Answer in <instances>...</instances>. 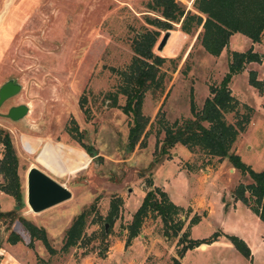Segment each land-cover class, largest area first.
<instances>
[{
  "label": "rangeland",
  "instance_id": "1",
  "mask_svg": "<svg viewBox=\"0 0 264 264\" xmlns=\"http://www.w3.org/2000/svg\"><path fill=\"white\" fill-rule=\"evenodd\" d=\"M148 1L0 0V86L8 79L21 85L0 106V137L9 134L23 192L15 219L0 216V264H173L181 247L179 235L166 237L160 217L154 214L145 217L139 234L125 245L127 227L148 190L147 181L159 186L183 170L191 186L205 177L216 180L224 195L228 188L232 193L239 183L251 181L226 158L209 157L197 148L193 152L175 144L167 154L160 152L163 127L192 118L191 99L200 109L210 95L209 87L218 86L228 71L231 51L251 46L241 33L232 34L228 46L213 56L196 40L200 28L186 34L174 23L160 31L153 51L164 58L158 73L163 77L159 86L152 85L144 93L140 112L149 122L138 142L129 146L133 116L122 111L126 97L120 93L124 84L120 73L132 60L136 34L154 28L148 20L158 12L146 7ZM175 1L194 11L193 0ZM166 31L169 35L159 49ZM257 47L256 52L264 53V36ZM263 59L246 64L232 77L229 88L236 104L224 115L228 123L243 127L232 150L256 171L264 169V93L249 84L248 74L255 70L264 80L259 76L264 75ZM22 103L28 105L23 118L14 121L4 115ZM83 145L95 155H89ZM3 149L0 142V158ZM32 166L67 187L71 197L40 212L31 211L26 174ZM118 198L122 202L117 217L105 220ZM14 205L13 197L0 191V213ZM85 209L90 214L82 237L64 250L66 229ZM20 217L45 229L53 252L31 239ZM187 223L188 219L184 227ZM216 230L211 220L203 219L190 229V237L204 239ZM10 233L18 234L20 241L9 242ZM197 247L179 260L223 264L213 249L204 252L206 246Z\"/></svg>",
  "mask_w": 264,
  "mask_h": 264
},
{
  "label": "trees",
  "instance_id": "2",
  "mask_svg": "<svg viewBox=\"0 0 264 264\" xmlns=\"http://www.w3.org/2000/svg\"><path fill=\"white\" fill-rule=\"evenodd\" d=\"M192 5L194 11L185 9L175 0H150L146 4L148 9L158 12V16L148 20V24L154 28L136 34L131 43L132 60L127 69L120 73L124 76L120 93L126 97L122 111L133 116L128 132L130 147L138 142L149 122V119L140 112L144 93L152 85L159 86L163 77L161 73H158L164 58L153 51L161 30L172 28L174 23H178L180 30L186 34L200 28L196 40L207 53L213 56L220 55L228 46L229 38L234 33L247 36L253 43L261 42L263 39L264 0H193ZM263 58L264 53H258L252 47L245 51H231L228 71L218 86L209 87L210 95L205 98L202 107L197 109L194 100L191 99L190 110L193 117L181 123L175 121L163 127L164 137L160 152L165 155L175 144H181L189 151L195 152L197 148L209 157H216L219 160L226 158L233 168L251 179L248 183H239L235 186L232 191L234 199L247 205L264 223V169L254 170L232 150L238 132L243 127L228 123L224 117L225 113L234 110L236 104L229 88L232 77L241 73L246 64L260 62ZM248 82L260 93H264V80L258 79L255 70L249 71ZM0 142L4 147L0 158V175L3 177V181H0V191L9 194L15 201L14 208L1 212L0 216L15 219V214L23 203L22 186L17 173V157L8 133L1 135ZM82 147L89 155H95L91 147L86 145ZM209 161L202 165L209 164ZM146 184L148 190L127 227L128 235L125 245L139 234L145 217L150 213L160 217L166 237L179 235L178 242L181 247L177 250L178 257L172 259L173 264H183L179 259L187 250L204 243H211L218 238L220 235L218 232L204 239L191 238L190 228L200 221L201 215L193 214L188 217L190 209H184L172 202L166 191L159 186H154L152 179H149ZM121 202V198L112 201L105 220L112 221L117 217ZM89 214V209H85L73 218L65 231L64 250L74 246L82 237ZM182 215L185 216V220L181 219ZM187 219V226L184 227ZM19 220L31 239L40 240L50 252H53L43 227L23 217ZM224 236L243 256L250 255V250L242 239L235 235L225 234ZM8 240L11 243H17L20 241V236L10 233Z\"/></svg>",
  "mask_w": 264,
  "mask_h": 264
},
{
  "label": "crops",
  "instance_id": "3",
  "mask_svg": "<svg viewBox=\"0 0 264 264\" xmlns=\"http://www.w3.org/2000/svg\"><path fill=\"white\" fill-rule=\"evenodd\" d=\"M251 43L250 47L256 51L260 42L253 43L251 41ZM259 76L264 78L261 73ZM43 169L41 170L47 173ZM208 174H206L207 177L211 176L212 172L209 171ZM178 177L179 179H177ZM215 181L207 180L205 177L198 178L194 180V184L191 186L190 176L180 170L173 175L172 179L159 184V186L166 191L171 201L176 205L182 206L184 209L190 207V213L192 211L193 214H199L198 211L201 210L203 214H201L199 222L203 219H209L213 222L217 229L215 232L220 233V236L211 243L201 244L200 248L203 245L206 246L204 252L213 249L216 256L223 259V264H264V223L247 205L234 199L230 192L231 188L225 190L224 195V188ZM223 234L235 235L242 239L248 246L250 255L245 257L239 253ZM197 248L195 247V249Z\"/></svg>",
  "mask_w": 264,
  "mask_h": 264
},
{
  "label": "water",
  "instance_id": "4",
  "mask_svg": "<svg viewBox=\"0 0 264 264\" xmlns=\"http://www.w3.org/2000/svg\"><path fill=\"white\" fill-rule=\"evenodd\" d=\"M169 31L163 35L159 49L164 45ZM21 85L15 79H8L0 86V106L9 97L17 94ZM28 112L27 104L10 107L6 114L11 120H19ZM71 197V191L36 166L28 169L26 174V202L33 212H40L48 207L65 201Z\"/></svg>",
  "mask_w": 264,
  "mask_h": 264
}]
</instances>
